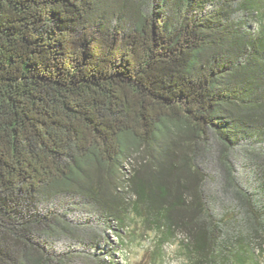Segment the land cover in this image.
<instances>
[{"label": "trees", "instance_id": "obj_1", "mask_svg": "<svg viewBox=\"0 0 264 264\" xmlns=\"http://www.w3.org/2000/svg\"><path fill=\"white\" fill-rule=\"evenodd\" d=\"M131 228L264 264V0H0V264H120Z\"/></svg>", "mask_w": 264, "mask_h": 264}, {"label": "rangeland", "instance_id": "obj_2", "mask_svg": "<svg viewBox=\"0 0 264 264\" xmlns=\"http://www.w3.org/2000/svg\"><path fill=\"white\" fill-rule=\"evenodd\" d=\"M258 26L259 21L253 20L251 27L256 30ZM233 154L236 158L238 170L244 174L245 166L243 165V160L245 157L243 146L233 150ZM68 213L70 212L68 211ZM70 217L74 219L77 218L79 220L81 219L79 222L81 226H86L90 228V230L97 229L98 221L86 210H76ZM86 230L89 231V229ZM123 234L129 240V243L127 246L121 247L118 243L119 238L117 234L115 231H111L109 229L106 233V245L103 243L100 251H104V249L111 244V248H115L116 250L115 258L120 264H152L151 262L155 260V258H152V253L155 250L158 237H156L153 233H143V230H141L138 235L136 234V240L132 241L131 237L134 235L132 228L127 230V234ZM140 234H142V236ZM66 242H63V244H66ZM100 251L98 252L100 253ZM154 264H184V258L181 254L177 241L167 242L164 246V258L156 259Z\"/></svg>", "mask_w": 264, "mask_h": 264}]
</instances>
